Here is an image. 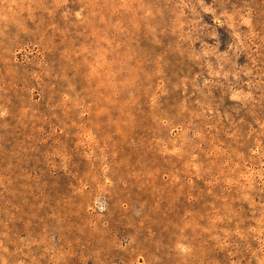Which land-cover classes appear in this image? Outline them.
I'll list each match as a JSON object with an SVG mask.
<instances>
[{"label": "rangeland", "instance_id": "obj_1", "mask_svg": "<svg viewBox=\"0 0 264 264\" xmlns=\"http://www.w3.org/2000/svg\"><path fill=\"white\" fill-rule=\"evenodd\" d=\"M0 264H264V0H0Z\"/></svg>", "mask_w": 264, "mask_h": 264}]
</instances>
